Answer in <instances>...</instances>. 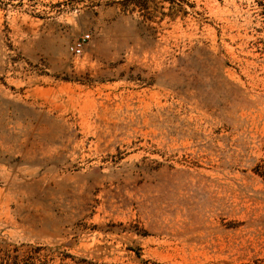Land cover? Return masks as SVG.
Listing matches in <instances>:
<instances>
[{"label": "rangeland", "instance_id": "obj_1", "mask_svg": "<svg viewBox=\"0 0 264 264\" xmlns=\"http://www.w3.org/2000/svg\"><path fill=\"white\" fill-rule=\"evenodd\" d=\"M263 159L264 0H0V264H264Z\"/></svg>", "mask_w": 264, "mask_h": 264}, {"label": "built area", "instance_id": "obj_2", "mask_svg": "<svg viewBox=\"0 0 264 264\" xmlns=\"http://www.w3.org/2000/svg\"><path fill=\"white\" fill-rule=\"evenodd\" d=\"M88 39H89V35L85 34L77 38L75 41H73V43L69 47L71 54L73 56H79L82 53L84 44Z\"/></svg>", "mask_w": 264, "mask_h": 264}, {"label": "trees", "instance_id": "obj_3", "mask_svg": "<svg viewBox=\"0 0 264 264\" xmlns=\"http://www.w3.org/2000/svg\"><path fill=\"white\" fill-rule=\"evenodd\" d=\"M258 169H259V171H258ZM253 172L256 173L258 176H260L262 178V180L264 181V159H263V162L261 165H259V166L256 165Z\"/></svg>", "mask_w": 264, "mask_h": 264}]
</instances>
